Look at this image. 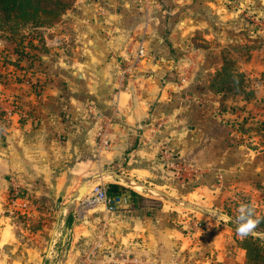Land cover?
I'll use <instances>...</instances> for the list:
<instances>
[{"label":"crops","instance_id":"crops-1","mask_svg":"<svg viewBox=\"0 0 264 264\" xmlns=\"http://www.w3.org/2000/svg\"><path fill=\"white\" fill-rule=\"evenodd\" d=\"M249 15L264 20V0H75L53 29L36 30L54 33L49 49L19 56L24 79L4 85L22 99L27 118L14 119L0 135V217L9 208L19 211L27 217L23 230L52 217V227L32 232L26 242L32 247L46 228L55 244L52 230L72 217L69 261L240 264L234 232L207 214L205 230L187 233L191 214L179 202L218 198L244 183L264 186V155L241 143L231 115L220 109L222 95L211 87L229 50L241 55L240 72L264 71V31ZM57 36L65 43L53 47ZM0 46L18 57L15 44L0 39ZM25 73L42 84L39 97ZM100 133L106 149L98 146ZM170 156L192 169L186 182L165 167ZM106 172L125 174L176 203L116 210L70 205ZM12 186L24 194L14 203ZM3 219L2 233L11 235L13 225Z\"/></svg>","mask_w":264,"mask_h":264},{"label":"rangeland","instance_id":"rangeland-1","mask_svg":"<svg viewBox=\"0 0 264 264\" xmlns=\"http://www.w3.org/2000/svg\"><path fill=\"white\" fill-rule=\"evenodd\" d=\"M71 4L72 1L69 2L68 6H71ZM66 11L52 21L41 17L39 19V21L43 24L41 27L36 25V22H34L36 20L26 21L14 14L3 15V13L0 12V39H5L11 44H15L16 48L14 52L18 54L17 58H12L8 50L0 46V82L2 84L4 83L5 85L9 84L12 86L22 80L21 76L16 74L18 69L16 64H18L17 61L19 60V56L29 57L31 56L30 53L35 54V51L46 52L49 49L48 38H51L54 33L50 36L49 34H51V32H46L45 35H35L34 33L36 30L44 29L46 31L48 29H53L60 23L62 16ZM251 17L252 16L249 15L247 19L250 21ZM250 22L254 23L255 26L262 28L264 31V20L260 19L259 21L253 20ZM240 56L241 55L239 54L232 53L230 50L227 53L222 54L223 63L231 66L229 71H231L230 73L233 74V76L229 77L227 74H224L220 77H213L212 80L215 87L213 90H223L224 96L222 93L223 102L220 109H224L222 111L228 112L227 114L231 115L228 123L236 133L243 137V139H241V143L247 145L250 150L264 155V71L253 74L250 72L249 74L240 72V70H238L237 62L239 61L238 58ZM239 73L245 75V78L241 80V88L237 87L239 79L235 76ZM27 79L28 81L26 85L29 86L31 94L34 97H39L42 89L40 92H37L35 89L36 85L34 86L31 79ZM123 88H125V85L122 89ZM2 89L4 92L12 94L10 90H6V86H2ZM20 104L22 109L26 111L25 104L22 99H20ZM14 119L18 118L15 117ZM173 158L176 157L174 156ZM179 161L185 165V171L180 177L182 180L179 179V183H183L192 177V169L189 168L187 161L180 158ZM120 174L125 175L122 173ZM116 182L123 185L122 187H126L127 189H131L132 191L139 193V195H141V199L138 203L140 206H158L159 202L171 203L170 200L165 198L166 194L162 191L152 189L146 190L136 184V182L117 180L110 175H107V177H104L93 184L99 183L108 185ZM90 184L92 183L89 182L86 186L89 187ZM214 184L219 185L218 182ZM12 187L9 188L8 194L9 201L14 203L16 200L22 199L24 194L18 188L21 193V198H13L10 191ZM179 203V207L185 209L188 211L187 213L191 214L188 229L186 230L187 233H194L195 230H205L207 223L202 219H204V215L208 214L218 219L222 225L228 226L234 232L233 237L236 246L242 251V261L240 264H264V186L257 183H244L242 186L226 188V190H224L218 198H213L208 194H203L198 199L182 201ZM241 204L248 205L253 210V219L260 220L254 234H261V236H255L252 234L242 239L237 234L236 220L239 215V207ZM9 205H11L10 202ZM10 207H12V205ZM41 207L42 205H40V203L38 206L36 205V208ZM93 208L94 207H90L88 209ZM199 209H208L216 212L201 213L199 212ZM23 216L24 215L22 213L14 210L13 208H9L1 214L2 219L7 218L10 223H12L13 228H10L11 235H8V233L4 235L0 225V264H96L95 261H86L84 258H80V256L75 261H69L67 259V257L70 256L68 255L70 248L67 244L69 241L67 242L65 239L68 237L71 238L72 231L70 232V230L73 226L72 217L69 225H67L66 221L64 228L61 227L58 229V227H56L52 230L53 236L56 235L55 244L52 245V241L50 243L48 242V228H46L44 231L47 234H41L39 245L32 247L30 244L26 245V242L31 239L30 236L32 232H37L39 229H42L41 231H43L44 225H51L52 227V217L41 216L39 219L36 218L34 230H32L33 227L30 225L23 230V224H25L27 220V217L23 218ZM195 219L202 222L201 227L194 226L193 220ZM30 224L32 225V223ZM62 237H64V240L61 242L62 245H59V240ZM7 240H9L8 244L6 243ZM79 254L80 251H78V255Z\"/></svg>","mask_w":264,"mask_h":264},{"label":"built area","instance_id":"built-area-1","mask_svg":"<svg viewBox=\"0 0 264 264\" xmlns=\"http://www.w3.org/2000/svg\"><path fill=\"white\" fill-rule=\"evenodd\" d=\"M65 43V38L62 36H57L52 39L53 47H59ZM143 55V51H139V56ZM138 60H136L137 62ZM17 75L21 76V79H24V74L16 72ZM27 75V73H25ZM28 76V75H27ZM29 78V76L27 77ZM37 92H40L42 89V84L38 81H32ZM5 84L0 82V135L5 136L6 133L12 128L14 123V118L17 117L19 120L27 118V113L22 109L20 104V99L18 96L13 94H8L4 92L2 86ZM98 146L100 149L108 148V141L105 138L104 133L98 135ZM165 167L168 171L172 172L174 177L178 180H182L181 174L185 171V165L179 161V158H171L166 162ZM84 189H87L82 195L79 203L81 207L86 209L90 207L102 206L108 210H116L118 208L125 207L130 203V196L127 193L120 192L113 195L108 193V187L104 184H90L89 187L86 186ZM11 196L13 198H21V193L18 187L11 188ZM194 226L201 227L202 222L198 219L193 220ZM124 262L128 264H136L135 260L123 259Z\"/></svg>","mask_w":264,"mask_h":264},{"label":"trees","instance_id":"trees-1","mask_svg":"<svg viewBox=\"0 0 264 264\" xmlns=\"http://www.w3.org/2000/svg\"><path fill=\"white\" fill-rule=\"evenodd\" d=\"M72 1V4L74 0H0V12L5 14H14L17 17H20L23 20L26 21H32L36 20V25L41 27L43 24L39 21V19L47 18L48 20H55L56 17H59L69 9L68 6L69 2ZM71 4V5H72ZM69 7V8H68ZM231 66L227 65L226 63L222 64V67L220 70L216 73V77H220L224 74H227L229 77L233 76L229 71ZM214 76V77H215ZM235 76L238 77V83L237 87H242L241 80L245 78V75L243 74H236ZM211 87L214 89V82L212 80ZM214 92L218 94H222L223 90L216 89ZM224 96V93H223ZM108 187V193L110 195L120 193V192H127V194L130 196V203L132 204L133 208H138L140 205L139 200L141 199V195L139 193L132 191L131 189L124 188L122 186H119L117 184L110 183L107 185ZM122 187V188H121ZM123 189H126L127 191H121ZM129 203V204H130ZM71 220V217L67 220V225H69Z\"/></svg>","mask_w":264,"mask_h":264},{"label":"clouds","instance_id":"clouds-1","mask_svg":"<svg viewBox=\"0 0 264 264\" xmlns=\"http://www.w3.org/2000/svg\"><path fill=\"white\" fill-rule=\"evenodd\" d=\"M259 223V219H253V210L248 205L241 204L239 207V215L236 220L237 234L242 239L246 238L249 235L254 234Z\"/></svg>","mask_w":264,"mask_h":264},{"label":"water","instance_id":"water-1","mask_svg":"<svg viewBox=\"0 0 264 264\" xmlns=\"http://www.w3.org/2000/svg\"><path fill=\"white\" fill-rule=\"evenodd\" d=\"M105 175H111L112 177H115V178H117V179H119V180H122V181H125V182H136V181H133L130 177H127V176H125V175H120V174H118V173H116V172H106V173H103V174L100 175V176L102 177V176H105ZM100 176L96 177L95 179H99ZM93 180H94V179H93ZM90 183H92V181H90ZM136 184H138L139 186L143 187V188L146 189V190H150V188H149L148 186H146V185H144V184H142V183H138V182H136ZM85 191H86V189H84V188L81 189V190L79 191L78 195L74 197V199L72 200V202H71L70 205H73V204H75L76 202H78V201L81 199L82 195L85 193ZM155 192H157V191H155ZM157 193H158V192H157ZM158 194H159V193H158ZM165 198L168 199V200H170V201L173 202V203H176L175 201H173V200L170 199V198H167L166 196H165ZM199 212H201V213L214 212V213H215L216 211L208 210V209H203V210L199 209ZM254 235H255V236H261V234H257V233L254 234Z\"/></svg>","mask_w":264,"mask_h":264}]
</instances>
